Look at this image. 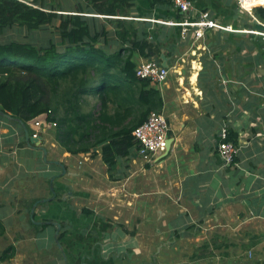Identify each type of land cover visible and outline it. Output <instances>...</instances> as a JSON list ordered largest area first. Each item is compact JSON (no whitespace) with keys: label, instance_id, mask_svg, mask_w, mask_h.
I'll return each mask as SVG.
<instances>
[{"label":"crops","instance_id":"1","mask_svg":"<svg viewBox=\"0 0 264 264\" xmlns=\"http://www.w3.org/2000/svg\"><path fill=\"white\" fill-rule=\"evenodd\" d=\"M44 3L58 13L87 6ZM133 3L126 16L83 14L107 27L106 50L132 51L136 65L168 57V78L154 85L171 127L168 150L149 162L133 148L111 177L100 150L71 154L41 133L29 145L21 125L0 117V264H264V55L252 37L240 38L260 34L261 21L237 0H194L190 12ZM205 11L223 27L182 36L175 23ZM118 17L149 31V47L119 38ZM223 126L239 147L229 165L219 153Z\"/></svg>","mask_w":264,"mask_h":264},{"label":"trees","instance_id":"2","mask_svg":"<svg viewBox=\"0 0 264 264\" xmlns=\"http://www.w3.org/2000/svg\"><path fill=\"white\" fill-rule=\"evenodd\" d=\"M86 1L85 10L58 13L47 10L44 0H0V117L11 120L3 112L19 125L24 121L33 135L30 121L45 114L56 122L54 136L65 151L96 156L100 150L113 177L120 158L137 148L135 128L151 112H162L163 97L148 79L137 76L132 51L126 55L121 49L111 52L102 47L107 27L99 25L97 17L83 14L93 8L101 14L126 16L133 0ZM150 3L173 4L172 0ZM254 11L264 23V6ZM111 20L118 26L119 38L133 44L143 40L149 47V31H140L137 22ZM19 30L25 32L18 34ZM251 37L264 55V35L240 34L242 42ZM91 98L96 101L91 103ZM43 220V226L52 222ZM13 250L10 246L4 256Z\"/></svg>","mask_w":264,"mask_h":264},{"label":"built area","instance_id":"3","mask_svg":"<svg viewBox=\"0 0 264 264\" xmlns=\"http://www.w3.org/2000/svg\"><path fill=\"white\" fill-rule=\"evenodd\" d=\"M26 1V0H22ZM27 2V1H26ZM173 5L183 11L190 12L195 8L194 0H172ZM239 7L243 11H252L257 6H264V0H237ZM175 24L181 27V35L186 37L191 31L196 39L205 36L206 29L223 27L216 20L209 17L208 12H202L197 20L184 19ZM264 35V31H255ZM169 67L162 65L160 62L150 59L142 61L136 67V74L141 78L148 79L153 85H160L165 82L169 75ZM33 136L40 137V130L47 131L56 126V122L49 121L46 115H40L30 121ZM170 123L167 117L161 112H151L149 117L139 124L133 134L137 141L138 154L146 159L153 161L166 153L169 148ZM227 126H223L220 131L219 153L225 164H231L235 161L239 147L230 140Z\"/></svg>","mask_w":264,"mask_h":264},{"label":"water","instance_id":"4","mask_svg":"<svg viewBox=\"0 0 264 264\" xmlns=\"http://www.w3.org/2000/svg\"><path fill=\"white\" fill-rule=\"evenodd\" d=\"M256 28H257L258 30L264 31V23H262V22H257V24H256ZM162 59L164 60V61H163V65H164V66H168V63H167L168 57H167L166 55H163V56H162ZM2 114H3L5 117H7L8 119H11V120H14V119H15V118H14L11 114H9V113H3V112H2ZM20 123H21V125L23 126L24 133H25V139H26V141H27V143H28L29 145H31L33 142H37V141H39V139H38L37 137H34L33 135H31V133H30V131H29V128H28L27 124H26L24 121H20ZM170 143H171V141H170ZM40 148H41V150L44 152V157H45V159L47 160V149H46L45 147H43V146H40ZM50 162H54V163H56V164L59 163V161H50ZM52 181H54V179H52ZM51 188H52V190H53V192H54L55 189H54L53 183H52V187H51ZM44 200L46 201V200H48V199H44ZM39 202H40V200H37L36 203H35V205H37ZM53 223H54V224H57V223L54 222V221H53ZM60 226H61V225L58 224V228H59V229H60ZM57 233H59V230L57 231ZM59 245L61 246L60 243H59Z\"/></svg>","mask_w":264,"mask_h":264},{"label":"rangeland","instance_id":"5","mask_svg":"<svg viewBox=\"0 0 264 264\" xmlns=\"http://www.w3.org/2000/svg\"><path fill=\"white\" fill-rule=\"evenodd\" d=\"M27 1V0H26ZM28 1H30V0H28ZM27 1V2H28ZM253 11V10H252ZM253 12H255V11H253ZM25 31L24 30H19V33L18 34H23ZM12 33V32H11ZM16 37L17 38H25V37H22V36H18V35H16ZM39 37H41V34L39 35ZM90 101H91V103H94L96 100L94 99V98H91L90 99ZM41 132V134L42 135H45L46 137H48L47 139H49V141H47L46 143H47V145L50 147V145H51V142H50V140H52L53 139V135H54V133H53V130H51V131H42V130H40ZM54 157V156H53ZM43 160L44 161H46V159H45V157L43 156ZM54 185V184H53ZM51 187H52V182H51ZM51 190H52V188H50Z\"/></svg>","mask_w":264,"mask_h":264}]
</instances>
